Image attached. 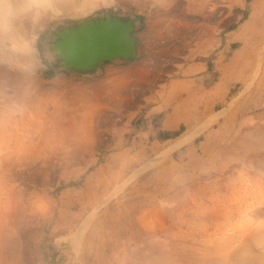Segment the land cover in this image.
I'll return each mask as SVG.
<instances>
[{"label":"rangeland","instance_id":"rangeland-1","mask_svg":"<svg viewBox=\"0 0 264 264\" xmlns=\"http://www.w3.org/2000/svg\"><path fill=\"white\" fill-rule=\"evenodd\" d=\"M142 1L46 0L35 63L0 65V264H264L259 93L220 91L215 109L233 101L234 132L258 116L215 142L218 155L200 156V113L212 99L204 92L200 104V87H126L118 69L106 72L112 59L99 74L102 62L79 69L98 87H27L48 62L71 68L64 33L145 18ZM173 33L169 25L160 39Z\"/></svg>","mask_w":264,"mask_h":264},{"label":"crops","instance_id":"crops-1","mask_svg":"<svg viewBox=\"0 0 264 264\" xmlns=\"http://www.w3.org/2000/svg\"><path fill=\"white\" fill-rule=\"evenodd\" d=\"M141 3L151 14L145 18L140 12L133 15L134 55L112 59L106 72L118 69V80L126 87H200V104L204 92L212 94L204 111L206 115L200 113V156L218 155L215 142L235 140L237 133L246 131L244 124L248 126L252 116H258L248 113L244 123H240L242 128L234 132L231 116L235 105L230 107L233 101L220 110L215 109L221 99L220 91L228 92L236 86L240 91H255L259 93L255 99L258 106L264 107V0L261 3L256 0H143ZM181 14L196 22H182L179 26ZM169 25L174 31L172 42L162 41L161 35ZM163 44H171V52L161 47ZM101 64L91 73H101ZM81 72L58 66L57 61L48 62L41 78L27 87H98L85 83ZM216 125L221 128V138L217 137Z\"/></svg>","mask_w":264,"mask_h":264},{"label":"water","instance_id":"water-1","mask_svg":"<svg viewBox=\"0 0 264 264\" xmlns=\"http://www.w3.org/2000/svg\"><path fill=\"white\" fill-rule=\"evenodd\" d=\"M59 47L67 66L89 69L116 57H132L136 38L131 22H88L64 33Z\"/></svg>","mask_w":264,"mask_h":264},{"label":"clouds","instance_id":"clouds-1","mask_svg":"<svg viewBox=\"0 0 264 264\" xmlns=\"http://www.w3.org/2000/svg\"><path fill=\"white\" fill-rule=\"evenodd\" d=\"M52 7L46 0H0V65L27 68L35 63L37 29ZM257 223L264 225V220Z\"/></svg>","mask_w":264,"mask_h":264},{"label":"bare ground","instance_id":"bare-ground-1","mask_svg":"<svg viewBox=\"0 0 264 264\" xmlns=\"http://www.w3.org/2000/svg\"><path fill=\"white\" fill-rule=\"evenodd\" d=\"M250 234V233H249Z\"/></svg>","mask_w":264,"mask_h":264}]
</instances>
